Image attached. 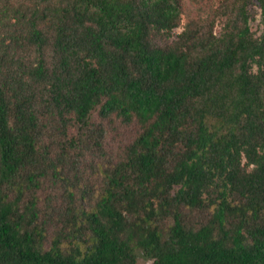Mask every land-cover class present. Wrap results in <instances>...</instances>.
Segmentation results:
<instances>
[{"label": "trees", "instance_id": "1", "mask_svg": "<svg viewBox=\"0 0 264 264\" xmlns=\"http://www.w3.org/2000/svg\"><path fill=\"white\" fill-rule=\"evenodd\" d=\"M220 8L0 0V264H264V0Z\"/></svg>", "mask_w": 264, "mask_h": 264}, {"label": "rangeland", "instance_id": "2", "mask_svg": "<svg viewBox=\"0 0 264 264\" xmlns=\"http://www.w3.org/2000/svg\"><path fill=\"white\" fill-rule=\"evenodd\" d=\"M224 0H182V15L180 23L177 28L174 29L169 37V41L176 39V36L180 34L187 24H192L195 28H201L203 31H208L211 27L215 33H218L222 27L223 18L220 16V6ZM255 7V20L251 22L252 31L257 35L261 31L259 25V13ZM210 24H213L212 26ZM106 135L103 142V150L106 152V158H100V153L91 149L92 153L86 156V159L95 158L99 163V168L103 169V165L106 163L108 158H119L124 153L127 145L133 140L137 134L138 128L134 125L124 126L118 121L112 123H105ZM91 173L90 170L86 172ZM94 176L91 179H95ZM96 183H93L94 189ZM151 261L139 258L138 264H150Z\"/></svg>", "mask_w": 264, "mask_h": 264}]
</instances>
